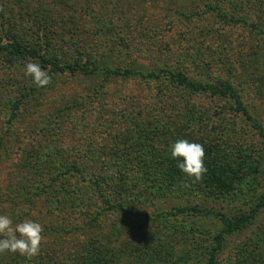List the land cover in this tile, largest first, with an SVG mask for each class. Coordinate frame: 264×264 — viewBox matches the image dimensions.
<instances>
[{
    "label": "rangeland",
    "instance_id": "obj_1",
    "mask_svg": "<svg viewBox=\"0 0 264 264\" xmlns=\"http://www.w3.org/2000/svg\"><path fill=\"white\" fill-rule=\"evenodd\" d=\"M249 23L264 24V0H0L3 45L47 38L46 53L66 62L75 42L100 68L162 71L52 73L31 58L12 65L0 50L1 214L43 225L34 264H91L96 254L110 264H206L221 221L177 211L186 205L228 217L256 210L224 236L215 264H264V34ZM29 59L49 85L25 76ZM168 70L230 84L246 112L232 97L177 85ZM178 139L204 146L200 182L171 157ZM153 236L163 245L143 260Z\"/></svg>",
    "mask_w": 264,
    "mask_h": 264
},
{
    "label": "trees",
    "instance_id": "obj_2",
    "mask_svg": "<svg viewBox=\"0 0 264 264\" xmlns=\"http://www.w3.org/2000/svg\"><path fill=\"white\" fill-rule=\"evenodd\" d=\"M102 26L107 27L108 24L105 22H102ZM253 28H256L257 31L260 33L262 32L264 34V24H257V23H249ZM45 34H41V37L43 38ZM44 41L39 43V45L36 46H29L26 44H23L18 39H11L6 44L0 43V50L2 53L7 54V61L11 63L12 65L20 60H25L28 58L34 59L39 61L41 64H43L45 67H48L50 72H68V73H74V72H81L83 74H93L95 72H98L101 70L103 74H105V79L112 77H128L130 75H139L141 78L150 79V78H159L161 76L162 71H155L150 70L147 72H140L134 70L132 67H111L110 65H104L99 67L98 62H95L91 55L88 53H85L82 49H80L79 46L76 45L75 42H73L72 48L74 56L70 61L62 62L58 57L51 56L50 54L46 53L44 44L47 41L46 39H43ZM42 41V39H41ZM260 47V46H259ZM168 76L175 82L177 85H180L190 91L195 92H206L209 95H225L232 97L235 100V109L237 110H243V112H246V109L242 106L241 101L238 99V96L236 95L235 89L228 83H220V84H214V83H202L193 81L190 78H188L184 73L177 71L173 72L171 70H168ZM224 171H217L215 173L219 174V176L215 178L217 181L219 178L221 179H227L226 176L222 177V174ZM222 186H227L223 184ZM104 200L107 203L109 207L112 209H119L123 210L124 206L121 202H116L109 197H107V194L103 193ZM256 207H264V195L261 196V199L259 203L256 205ZM178 212H186V211H193V212H199L203 215H218L219 219L221 221V228L219 232L214 236L215 245L212 246L209 249H206L205 252L208 253L206 264H215V255L218 249L222 246L224 239V236L226 234H231L233 232H237L241 229L246 228L248 223L252 220V218L255 215V211L250 214H240L235 217H228L224 213L221 212H214L212 208L208 206H198V205H186L182 208H177ZM3 212V209L0 207V214ZM155 236L143 239V246L144 249L142 251V259L146 260L145 258L150 255V251L154 250L153 248L156 247V244L158 246L159 243H155V245H152L154 242ZM150 243V245H149ZM163 245V244H161ZM187 251H183L181 255L183 257H186ZM93 262L91 264H110L109 259H106L103 256L94 255L92 256ZM35 262L31 259L28 260L27 258L17 254L13 253H4L0 254V264H34ZM37 264V263H36ZM147 264V262H146ZM155 264V263H152Z\"/></svg>",
    "mask_w": 264,
    "mask_h": 264
},
{
    "label": "clouds",
    "instance_id": "obj_3",
    "mask_svg": "<svg viewBox=\"0 0 264 264\" xmlns=\"http://www.w3.org/2000/svg\"><path fill=\"white\" fill-rule=\"evenodd\" d=\"M24 74L32 79L39 88L52 82L49 72L37 62L29 59L24 65ZM171 157L180 160L179 170L191 178L192 182H200L207 173L204 163L205 149L200 143L187 139H178L170 145ZM43 225L30 219L14 223L8 215L0 214V254H19L28 260L38 256L45 240L42 235Z\"/></svg>",
    "mask_w": 264,
    "mask_h": 264
}]
</instances>
